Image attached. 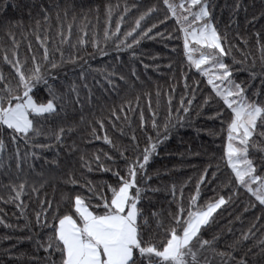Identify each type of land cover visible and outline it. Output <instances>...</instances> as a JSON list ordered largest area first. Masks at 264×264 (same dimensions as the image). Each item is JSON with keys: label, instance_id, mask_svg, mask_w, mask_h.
<instances>
[{"label": "trees", "instance_id": "16d2710c", "mask_svg": "<svg viewBox=\"0 0 264 264\" xmlns=\"http://www.w3.org/2000/svg\"><path fill=\"white\" fill-rule=\"evenodd\" d=\"M208 10L232 81L264 106V0H208ZM17 61L26 75L39 65L47 81L33 82L37 103L52 99L49 88L60 99L55 113L31 117L39 135L14 141L0 129V264H60L45 225L69 214L77 195L102 213V198L110 201L130 166L145 243L165 242L181 207L186 217L223 197L201 229L210 243L193 247L198 264H264V205L236 182L225 157L232 112L189 62L164 0H0V95L6 85L22 94ZM252 141L264 148V137ZM248 158L264 177V151L250 147Z\"/></svg>", "mask_w": 264, "mask_h": 264}, {"label": "snow or ice", "instance_id": "6c2138e0", "mask_svg": "<svg viewBox=\"0 0 264 264\" xmlns=\"http://www.w3.org/2000/svg\"><path fill=\"white\" fill-rule=\"evenodd\" d=\"M164 3L172 16L177 17V23L181 21L187 23V27H182L181 31L184 52L189 62L202 75L209 77L208 84L232 112V119L227 127L225 148L227 164L234 173L236 182L245 187L260 205H264V177L255 174L256 168L253 161L248 158L250 147L264 151V148H260L252 141L254 134L264 137V131L258 132V128L264 127V106L256 101H249L241 85L232 81V73L222 60L228 53L222 46L221 36L209 20L208 0H180L179 3L164 0ZM194 8L198 10L193 11ZM178 9L186 12L187 15L177 16ZM189 16L192 17L191 21ZM144 18L142 15L136 21L137 28L140 27V22ZM193 24L197 26L193 27ZM135 30L134 28L126 35L131 37ZM117 31H119V25H117ZM143 36L148 37V33H144ZM105 37L108 38L107 32ZM80 42L83 43L82 40ZM191 45H196L198 48H193ZM132 46V44L127 45L128 48ZM197 51H199V58H194L193 53ZM44 58H48L47 49H45ZM5 60L7 61V57ZM13 66L23 91L22 94L16 95L11 88L5 86L7 96L0 95V129L11 130L12 139L15 141L17 137L23 139L30 133L39 135V130L36 129L34 119L31 117L55 113L56 101L60 98L49 88L52 99L46 103H37L31 95L35 87L33 82L47 84L39 65L33 69L31 75L24 73L18 61ZM52 67L56 68L57 65L53 63ZM3 79L0 75V82H3ZM72 91H76L75 86ZM59 138L57 135L58 140ZM105 141L108 142L107 137ZM4 147V141L0 139V151ZM155 147L156 145H152L151 150H145L143 163L138 165L140 169L148 163L151 151H154ZM128 174L130 178H121L122 183L118 189H111L110 201L102 198L104 201L102 213L90 210L85 199L77 195L72 201V210L69 214L59 217L53 225H45L52 227L54 232L47 249L54 248L60 253V264H189V257L192 264H198V250L194 251L193 247L199 244L200 248H203L210 243L200 238L201 229L209 225L213 214L225 205V199L221 197L216 202L209 203L206 209L192 210L190 207L186 217L183 216L185 210L181 207L174 217L175 226L168 231L166 241L159 246L145 243L142 226L139 223L140 189L135 184L136 167L130 166ZM203 180L202 176L201 182ZM252 185L256 187L253 188ZM23 187L24 185H20L21 189ZM133 188H136L134 196L130 193ZM19 195L20 193L17 192V198ZM196 200L197 196L191 198L193 203ZM147 223L145 221V224ZM244 238L247 239V236Z\"/></svg>", "mask_w": 264, "mask_h": 264}, {"label": "rangeland", "instance_id": "374dc122", "mask_svg": "<svg viewBox=\"0 0 264 264\" xmlns=\"http://www.w3.org/2000/svg\"><path fill=\"white\" fill-rule=\"evenodd\" d=\"M170 2L179 3L180 0H170ZM197 10H198V9H196V8L193 9V11H197ZM182 15H187V13H186V12H183V11L180 10V9H178V10H177V16H182ZM191 20H192V17L189 16V21H191ZM180 26H181V28H182V27H187V23L181 21ZM196 26H197L196 24H193V27H196ZM191 46H192L193 48H198V46H196V45H191ZM202 51H203V49H202ZM197 54H199V51L193 53L194 58L196 57ZM197 58H199V57H197ZM203 67H210V66H203ZM208 78H209V77H208ZM217 83H219V82L217 81ZM221 86H222V87H225V86H227V85H221ZM204 209H206V208H204Z\"/></svg>", "mask_w": 264, "mask_h": 264}]
</instances>
